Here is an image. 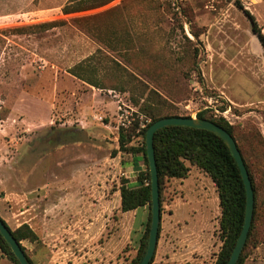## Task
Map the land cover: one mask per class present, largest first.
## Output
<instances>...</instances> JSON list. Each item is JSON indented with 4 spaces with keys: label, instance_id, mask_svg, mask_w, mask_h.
Returning a JSON list of instances; mask_svg holds the SVG:
<instances>
[{
    "label": "rangeland",
    "instance_id": "374dc122",
    "mask_svg": "<svg viewBox=\"0 0 264 264\" xmlns=\"http://www.w3.org/2000/svg\"><path fill=\"white\" fill-rule=\"evenodd\" d=\"M68 1L0 0V177L37 195L56 160L67 180L92 177L103 230L94 246L110 264H128L141 230L118 205L122 179L137 178L121 134L126 148H140L153 118L205 111L234 127L260 181L245 264H264V48L244 13L264 34V0H86V11L64 15ZM79 65L97 86L73 75ZM212 200L191 226L199 249L162 262L215 264L223 242Z\"/></svg>",
    "mask_w": 264,
    "mask_h": 264
},
{
    "label": "crops",
    "instance_id": "0c3cea01",
    "mask_svg": "<svg viewBox=\"0 0 264 264\" xmlns=\"http://www.w3.org/2000/svg\"><path fill=\"white\" fill-rule=\"evenodd\" d=\"M137 157L139 156L131 155L133 167ZM139 166L143 168V162ZM53 171L55 178L41 186V195L22 189L26 186L24 181L9 183L5 177H0V218L12 231L27 225L38 236L36 242L24 240L20 243L33 264H84V261L89 264H110L108 252H103L104 247L101 246V251L98 252L94 246L98 243L96 239L103 234L98 221L101 216L94 211L93 200L90 198L95 180L86 175V179L77 178L78 175L69 180L63 178L59 160H56ZM208 178L205 173L192 166L187 178L167 181L171 193L163 200L156 263L169 264L162 261L177 260L182 258L185 251L199 249L195 244L202 242V236H192L197 229L191 230V226L205 220L206 212L210 214L214 197L220 208L215 185L212 182L213 188H210ZM136 180H129L130 184L134 185ZM202 183L207 185L203 191L199 187ZM86 189L90 194L85 193ZM118 205L120 209L121 195ZM189 206H192L191 210ZM219 213L221 215V211ZM121 214L132 215L134 223L137 222V227L141 230V239L148 216L147 208ZM88 259L94 262H89ZM0 262H9L1 251Z\"/></svg>",
    "mask_w": 264,
    "mask_h": 264
},
{
    "label": "trees",
    "instance_id": "16d2710c",
    "mask_svg": "<svg viewBox=\"0 0 264 264\" xmlns=\"http://www.w3.org/2000/svg\"><path fill=\"white\" fill-rule=\"evenodd\" d=\"M84 1L86 0H69L62 9L63 14L70 15L86 11L87 9L83 6L85 3ZM236 4L239 8L244 9L239 1H237ZM244 13L250 19L252 31L258 37L262 47L264 48V34L262 33V28L258 25L256 19L249 11L244 10ZM56 23L57 22H51L49 24H45V26L54 27ZM84 68L85 67L82 65L77 66L73 71V75L88 84L97 86L90 76L81 73ZM206 114L207 113L205 111L199 112L197 114V118L218 124L235 139L252 181L255 194L254 217L245 248L238 262V264H245V253L250 242L254 238L253 235L256 227V221L260 213V181L256 178V174L235 136L234 127L222 118L217 120L213 117H208ZM160 119L153 118L152 122L143 130L144 141L140 148H126V136L124 134H121L120 136V151L122 153H129L133 156H139L134 164L138 171L136 183L131 185L128 179H122L120 187V210L123 213L143 208H147L148 210L145 230L139 240L137 254L128 264H141L147 251L151 225L152 189L145 142L147 129L151 126V124ZM154 147L159 173L161 211L163 210V200L165 199L164 184H167V181L171 179L187 178L192 166L197 167L201 172L205 173L214 183L220 202L221 215L219 218V235L223 242L215 264H227L242 232L246 210V189L244 181L237 162L228 146L220 137L209 131L186 126H169L156 132L154 137ZM140 162H143L146 169L139 166ZM3 223L7 226L4 221ZM8 229L11 231L12 235L19 244L24 240L36 242L39 239L35 232L27 225H24L15 231H12L9 227ZM160 233L161 225L159 238ZM0 251L3 257H5L8 261L13 264H19L10 246L1 234ZM26 257L29 263L33 264L27 255ZM155 257L156 252L150 264H154ZM185 264L192 263L188 262Z\"/></svg>",
    "mask_w": 264,
    "mask_h": 264
},
{
    "label": "water",
    "instance_id": "95a60500",
    "mask_svg": "<svg viewBox=\"0 0 264 264\" xmlns=\"http://www.w3.org/2000/svg\"><path fill=\"white\" fill-rule=\"evenodd\" d=\"M169 126H186L196 129H202L209 131L218 137H220L228 146L233 157L235 158L237 165L240 169L245 189H246V210L245 220L242 232L236 243V246L231 254V257L227 264H238L242 252L245 248L250 229L253 222L254 210H255V194L250 179L249 172L245 166L241 152L237 146L235 139L221 126L218 124L192 117H167L157 120L147 129L146 132V155L149 162V169L151 175V189H152V201H151V225L148 238V246L146 254L141 264H150L158 245L159 230L161 224V202H160V183L159 173L156 162L154 137L157 131L169 127ZM0 234L10 246L13 254L17 258L19 264H30L22 246L14 238L11 231L0 219Z\"/></svg>",
    "mask_w": 264,
    "mask_h": 264
}]
</instances>
